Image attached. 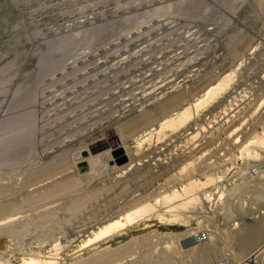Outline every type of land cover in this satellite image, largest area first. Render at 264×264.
<instances>
[{
    "label": "rangeland",
    "instance_id": "1",
    "mask_svg": "<svg viewBox=\"0 0 264 264\" xmlns=\"http://www.w3.org/2000/svg\"><path fill=\"white\" fill-rule=\"evenodd\" d=\"M263 58L264 0H0V264H239L249 238L264 242L261 224L246 230L264 202L232 189L255 180L246 168L263 171L264 157L241 156L227 132L245 116L241 141L261 132L264 106L251 113L260 96L237 107L231 90ZM241 59L218 100L138 142ZM224 107L236 112L229 120ZM206 173L220 180L209 198L193 192L187 213L155 203ZM145 200L149 218L76 247ZM202 230L209 249L184 250ZM248 259L264 264V251Z\"/></svg>",
    "mask_w": 264,
    "mask_h": 264
},
{
    "label": "bare ground",
    "instance_id": "2",
    "mask_svg": "<svg viewBox=\"0 0 264 264\" xmlns=\"http://www.w3.org/2000/svg\"><path fill=\"white\" fill-rule=\"evenodd\" d=\"M253 50V49H252ZM240 55V53H239ZM237 58V57H236ZM242 59L237 62V64L234 66V68L230 69L226 73H224L222 76H220L214 83L209 85L200 96L195 98L191 103H188L187 106L179 109L178 111L174 112L173 114L164 117L160 122L157 128H151L141 134L139 137V143L142 142L144 139H148L150 135H153V130L155 129V132L160 133L161 131L165 129H173L177 130L184 125H186L189 121L193 119V117L197 114H199L203 109L210 106L213 102L218 100L219 97H221L234 83L235 77H236V70L239 68V66L242 64ZM153 91V90H152ZM144 92L142 95H146ZM144 97V96H142ZM141 100V99H140ZM130 106V105H129ZM226 106V105H225ZM264 106V97H260L256 100L254 103L251 113L254 114L258 112L261 107ZM231 107V106H230ZM233 108V107H232ZM224 109V115L228 116L225 118V120H229L230 116L235 115V110L233 112H230L229 109L227 110L226 107ZM146 111H140L139 116L141 118H144L146 116ZM165 115V114H164ZM140 118V119H141ZM248 120V117H243L240 122L234 124L227 132V136L233 137V140L235 142H239V151L241 156H247V157H253L255 159L260 160L264 157V125H262L261 132H253L249 137H247L244 141H241V137H239L240 130L243 127V124L246 123ZM211 126V125H209ZM207 128L205 126H201L197 131L192 132L191 137L196 138L201 130H206ZM157 133V134H158ZM153 137V136H152ZM160 137V136H159ZM149 139H151L149 137ZM158 139V138H157ZM105 155V154H104ZM126 155V153L124 154ZM98 160V157L91 156L89 158V164L92 165ZM190 164V163H189ZM188 164V165H189ZM92 165L91 167H93ZM259 171L256 174H253L249 171L248 167L246 168V175L250 178H255V180L250 181H244L240 184L236 185L232 189V196L235 198H241L244 195H247L249 193H258L257 200H262L264 202V170L262 171L261 167L257 165ZM186 169V166L183 167V169ZM182 169V170H183ZM263 172V173H262ZM239 172L234 171L233 174L237 175ZM220 177H218L215 174H207L204 180H199L198 178H192L190 177L187 180V183L181 186L180 189L171 188L170 192H165L160 199H155V203H159L163 201L166 205H168L169 212H177L180 211L182 213H187L184 211H181L180 208L185 207L186 204H189L190 201L193 199L192 195L193 192L197 191V189L200 188H206L205 193L203 192L201 195L210 197V190L208 188L211 187V184H217ZM194 207L192 205L190 208ZM184 209V208H183ZM197 209L194 208L193 211H196ZM153 213H155V205L149 201L145 200L144 202L140 203L138 206L128 210V212L125 215L124 220L122 221V218L120 216H116L101 226L97 227L95 232H93V235H86L84 239L79 240V244H77V248L80 249V247H85L87 244L93 243L97 241L98 239H101L114 231H116L118 228L123 227L128 224H133L134 222L141 220V219H147L149 218ZM232 213L234 214L235 211L232 210ZM243 214V216H248V213L246 211L240 213ZM242 216V215H241ZM246 230L249 232H253L259 224L260 226H263V234H264V217L260 219V221H246ZM200 233V232H199ZM192 235L191 240L186 245L182 244V247L184 250L187 251H193L198 246H204V245H211L210 236L207 230H202L200 234H195L194 232H191L190 236ZM59 246L58 243H56L53 248L49 249L47 251V254L49 257L52 258L58 255L57 247ZM89 246V245H88ZM248 248H253V251L251 254H249L247 257L242 259V261L239 262V264H246V262L249 260L248 257H252L254 255L258 256L264 251V242H260V237H252L248 239ZM83 247V248H84ZM60 248V246H59ZM202 248V247H201ZM197 252L202 251V249L199 248V250H196ZM40 253V252H39ZM239 255H242V253H239ZM48 257V256H47ZM34 259V258H33ZM46 259V258H45ZM51 259V258H50ZM3 264H10L8 260L4 261ZM36 262V261H35ZM39 262V261H38ZM47 262V261H46ZM43 263V262H42ZM41 263V264H42ZM45 264V263H44ZM55 264V263H54ZM220 264H235V262L230 260H225Z\"/></svg>",
    "mask_w": 264,
    "mask_h": 264
},
{
    "label": "built area",
    "instance_id": "3",
    "mask_svg": "<svg viewBox=\"0 0 264 264\" xmlns=\"http://www.w3.org/2000/svg\"><path fill=\"white\" fill-rule=\"evenodd\" d=\"M249 80H255L257 83L253 84L248 82ZM167 81L168 80L165 79L163 83H166ZM231 96L235 100H233V102L237 107H242L244 104L256 100L260 96L264 97V70L260 73H255L254 78L249 77L248 74L245 78L241 77V80L232 88ZM249 170L253 174H256L259 171L256 164H252L249 167Z\"/></svg>",
    "mask_w": 264,
    "mask_h": 264
},
{
    "label": "water",
    "instance_id": "4",
    "mask_svg": "<svg viewBox=\"0 0 264 264\" xmlns=\"http://www.w3.org/2000/svg\"><path fill=\"white\" fill-rule=\"evenodd\" d=\"M122 157H123V160H125V158H126V155H124V154H123V155H122Z\"/></svg>",
    "mask_w": 264,
    "mask_h": 264
},
{
    "label": "crops",
    "instance_id": "5",
    "mask_svg": "<svg viewBox=\"0 0 264 264\" xmlns=\"http://www.w3.org/2000/svg\"><path fill=\"white\" fill-rule=\"evenodd\" d=\"M229 221H231V220H229ZM208 247H210V246L207 245L206 248L209 249ZM209 252H210V250H209ZM210 254H211V253H210ZM211 255H212V254H211Z\"/></svg>",
    "mask_w": 264,
    "mask_h": 264
}]
</instances>
